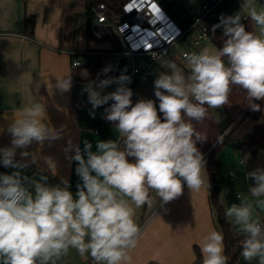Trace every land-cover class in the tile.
Wrapping results in <instances>:
<instances>
[{"label": "clouds", "instance_id": "obj_1", "mask_svg": "<svg viewBox=\"0 0 264 264\" xmlns=\"http://www.w3.org/2000/svg\"><path fill=\"white\" fill-rule=\"evenodd\" d=\"M242 17L255 30H246ZM217 28L223 30L222 47L184 53L183 67L172 60L161 64L166 71L153 82L158 108L153 99L133 104V91L127 87L131 78L124 73L108 77L110 67L103 70L105 79L85 89L93 108L112 102L105 119L119 138L99 141L96 152L89 142L83 153L75 147L72 159L82 181L75 199L66 180L63 186L49 185L46 176L39 181L22 176L19 169L27 165L16 161V149L60 138L45 121L44 103L22 109V117L7 129L12 146L0 148V164L17 169L0 174V264H58L70 249L93 264H129V252L141 234L138 209L152 207L156 199L168 203L178 198L185 184L191 192L208 190L206 160L196 146L208 137L196 125L209 109L228 105L234 87L246 93L252 111L261 110L253 101L264 100V5L243 0L241 11L222 16L212 31ZM113 83L115 90L102 95ZM71 86V76L56 85L61 91ZM21 156L29 153L22 151ZM48 163L55 175V166L50 159ZM246 178L254 181L248 191L264 208V199H259L264 197V168ZM238 198L240 203L231 204L226 216L244 235L240 254L249 264H264V222L251 201ZM200 252L201 264H228L224 237L215 229L203 238Z\"/></svg>", "mask_w": 264, "mask_h": 264}, {"label": "crops", "instance_id": "obj_2", "mask_svg": "<svg viewBox=\"0 0 264 264\" xmlns=\"http://www.w3.org/2000/svg\"><path fill=\"white\" fill-rule=\"evenodd\" d=\"M156 1L162 12L160 19L169 16L180 26L190 23L198 11L197 0ZM187 1L194 3L191 8L180 6ZM97 3L88 7L86 0H0V148L12 146V137L7 129L12 121L22 117V109L33 103H44L45 121L59 132L60 138L46 140L43 144L34 141L27 148L16 149L15 159L27 165L19 169L22 176L38 181L46 176L49 185L63 186L62 181H68L74 199L77 185L82 184L76 172L78 162L72 159L75 147L79 146L83 153L85 142H89L92 144L91 151L96 152L99 141L119 138L114 124L105 119V108L111 101L93 108L85 89L105 79L103 70L110 67L108 77H118L124 73L131 78L127 87L133 91V104L140 98L153 99L157 104L153 82L159 72L166 71L161 64L172 60L183 67L181 53L192 49L194 35L198 33L195 29L172 46L169 55L154 60L146 52L122 53V50H118L119 41L122 47L130 48L131 42L135 41L132 36L136 40L142 38L140 29L123 22L129 16L130 7L117 13L119 21L114 24L99 23L94 17L95 31L90 37L86 32V22L89 16L94 15ZM242 3L243 0H234L229 5V16L241 11ZM261 5H264V0H256V6L259 8ZM220 19L215 21L216 24ZM205 47L214 50L217 46L207 40L202 43L200 50ZM75 60L79 61V65L94 67L93 81L73 80ZM185 72L187 74V70ZM67 76H71L72 86L68 91H61L56 87L58 79ZM116 86L113 83L104 88L101 94L114 91ZM256 101L262 102L259 122L264 123V100ZM212 111L226 128V140L216 151L221 163L218 182L224 210L226 212L233 203H240L238 193L251 201L253 207H258L257 198L248 191L254 183L248 184L246 177L249 172L264 168V148L256 151L249 142L242 141L245 136L252 134L257 121L251 116H244L233 127L234 121L241 117H236L237 110L234 107L224 105ZM22 151H27L29 156L22 157ZM33 158L35 163L32 162ZM46 158L55 166V175ZM206 170L208 190L202 188L199 192H191L185 184L178 198L168 203L156 199L152 207L137 210L136 222L141 227V234L136 247L129 252V264H196V245L200 247L203 238L212 229L219 231L210 203L213 182L207 165ZM14 171L17 169L0 164V174ZM231 172L236 175L235 179L231 178ZM258 208L264 217V209ZM91 263L90 258H81L74 249H70L69 254L58 262ZM234 264L249 262L240 255ZM250 264L257 262L254 260Z\"/></svg>", "mask_w": 264, "mask_h": 264}, {"label": "trees", "instance_id": "obj_3", "mask_svg": "<svg viewBox=\"0 0 264 264\" xmlns=\"http://www.w3.org/2000/svg\"><path fill=\"white\" fill-rule=\"evenodd\" d=\"M95 2H105L109 7L115 9L117 13H120V11H124L125 4L128 0H86L88 7ZM241 22L245 25L246 30H255L254 23L249 19H244ZM214 25H216L215 21L208 23V32L211 41L219 48L223 46V30L221 28H217L215 32H213L212 28ZM72 78L75 82H91L95 78L94 67L90 65H77L72 72ZM253 102L260 104V111H252L248 106L246 93L242 89L234 87L229 96V104L226 106L234 107L237 110L236 117L241 115L238 121H234L233 127H235L244 116H251L257 121L249 141L252 149L257 151L264 148V123L259 122L262 111V102L256 100ZM158 104L159 101H157V108ZM158 114L161 115L162 118V114L159 112ZM196 127L198 131L205 133L208 137L205 142H198L196 146L205 157L207 169L213 182L210 203L215 213L216 224L224 237L225 255L229 257L228 264H234L241 255V242L244 235L239 232L237 227L232 225L231 221L226 216V212L220 198L218 175L221 170V163L216 157V151L226 140V128L222 126L220 119L215 115L212 109H209L208 117L202 123L197 124ZM195 251V263L201 264L202 256L198 245H196ZM91 264H93V262Z\"/></svg>", "mask_w": 264, "mask_h": 264}, {"label": "built area", "instance_id": "obj_4", "mask_svg": "<svg viewBox=\"0 0 264 264\" xmlns=\"http://www.w3.org/2000/svg\"><path fill=\"white\" fill-rule=\"evenodd\" d=\"M233 1L234 0H197V13L193 16L190 23L185 26H180L169 16H166L163 20L160 19L159 15L162 12H160L161 9L160 7L158 8L156 0H129L125 4V8L128 6L130 7L128 11L129 16L125 17L123 22L127 23L129 26L140 29L142 38H137L136 40V38L132 36V39L135 41L131 42L130 48L122 47L121 41H119L120 43L117 41L119 43L118 50H122L121 52L126 54L146 52L150 55V59L154 60L161 56L169 55L172 46L178 43L182 37L193 33V31L197 29L198 33L194 35L192 49L190 51H183L181 53V58H183L186 52H199L201 51L200 46L202 43L211 40L208 32V23L216 21L222 16H229V5ZM193 4V2L187 1L186 3H181L180 6L183 8H191ZM93 17H95L99 23L109 22L114 24L119 21L116 10L109 7L105 2L97 3ZM163 22H165V24H163ZM169 29H174V31L169 32L171 31ZM205 36L208 38L205 39ZM73 64L77 66L79 65V61L75 60ZM138 70V68L135 69L136 72H138ZM250 139L251 135H247L242 141L243 143H247ZM231 178H236L233 172H231ZM247 183L251 184L254 183V181L247 179ZM238 195L243 196L242 193H238L237 198ZM254 210L258 213V218L263 222L264 217L262 211L258 207H254ZM229 220L234 227H237L230 218Z\"/></svg>", "mask_w": 264, "mask_h": 264}, {"label": "water", "instance_id": "obj_5", "mask_svg": "<svg viewBox=\"0 0 264 264\" xmlns=\"http://www.w3.org/2000/svg\"><path fill=\"white\" fill-rule=\"evenodd\" d=\"M94 17L93 16H89L87 18V22H86V32L87 34L92 37L94 34Z\"/></svg>", "mask_w": 264, "mask_h": 264}, {"label": "rangeland", "instance_id": "obj_6", "mask_svg": "<svg viewBox=\"0 0 264 264\" xmlns=\"http://www.w3.org/2000/svg\"><path fill=\"white\" fill-rule=\"evenodd\" d=\"M179 11V10H178ZM220 22V21H219ZM222 29V28H221ZM264 209V208H263Z\"/></svg>", "mask_w": 264, "mask_h": 264}]
</instances>
